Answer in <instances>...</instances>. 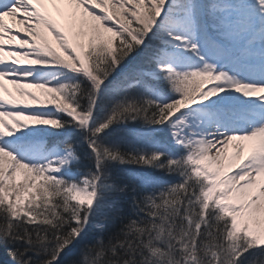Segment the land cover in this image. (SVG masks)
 Here are the masks:
<instances>
[{"label":"snow or ice","instance_id":"6c2138e0","mask_svg":"<svg viewBox=\"0 0 264 264\" xmlns=\"http://www.w3.org/2000/svg\"><path fill=\"white\" fill-rule=\"evenodd\" d=\"M0 250L264 264V0H0Z\"/></svg>","mask_w":264,"mask_h":264},{"label":"rangeland","instance_id":"374dc122","mask_svg":"<svg viewBox=\"0 0 264 264\" xmlns=\"http://www.w3.org/2000/svg\"><path fill=\"white\" fill-rule=\"evenodd\" d=\"M51 8V6H49ZM54 12V10H53ZM54 15H55V12H54ZM59 19V17H57ZM5 21L9 24V26H12L13 25V21L10 17H5ZM16 27H22L20 25H16ZM5 86L10 90L12 91L14 94H15V89L14 87L11 85V84H8L7 81H5ZM32 91H37V94L39 95V90H36V89H31ZM42 99H43V96H42Z\"/></svg>","mask_w":264,"mask_h":264},{"label":"trees","instance_id":"16d2710c","mask_svg":"<svg viewBox=\"0 0 264 264\" xmlns=\"http://www.w3.org/2000/svg\"><path fill=\"white\" fill-rule=\"evenodd\" d=\"M0 261H2L3 264H12L10 257L7 255V252L4 250H0Z\"/></svg>","mask_w":264,"mask_h":264},{"label":"bare ground","instance_id":"6f19581e","mask_svg":"<svg viewBox=\"0 0 264 264\" xmlns=\"http://www.w3.org/2000/svg\"><path fill=\"white\" fill-rule=\"evenodd\" d=\"M231 151H232V150L230 149V150H229L230 154H231Z\"/></svg>","mask_w":264,"mask_h":264}]
</instances>
